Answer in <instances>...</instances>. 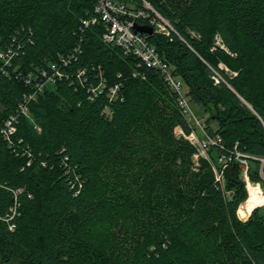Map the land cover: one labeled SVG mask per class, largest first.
<instances>
[{"label": "trees", "instance_id": "1", "mask_svg": "<svg viewBox=\"0 0 264 264\" xmlns=\"http://www.w3.org/2000/svg\"><path fill=\"white\" fill-rule=\"evenodd\" d=\"M123 1H147L172 24L149 41L202 108L209 158L195 160L193 126L161 73L104 42V24L80 28L97 0H0V50L16 35L17 61L41 67L81 44L70 72L122 83L112 102L90 100L77 77L51 84L13 146L0 132V264H264V214H238L242 167L230 163L222 181L214 169L239 151L264 184V0ZM28 90L0 73V128Z\"/></svg>", "mask_w": 264, "mask_h": 264}, {"label": "built area", "instance_id": "2", "mask_svg": "<svg viewBox=\"0 0 264 264\" xmlns=\"http://www.w3.org/2000/svg\"><path fill=\"white\" fill-rule=\"evenodd\" d=\"M144 22H140V21ZM98 23L104 24L105 30L102 36L104 42L121 47L126 54H131L139 59L138 66H146L158 70L164 81L168 84L170 89L177 95L178 104L181 111L185 115L187 121L194 128H203L204 118L198 117L194 108L187 96V85L184 80L173 73L172 67L159 54L156 47L150 43L148 33L141 32L139 26H150L153 28L154 34L159 33L170 37L172 35V24L160 12H158L149 2L144 1V7H136L123 0H97L93 12L86 18L81 20V29L88 28L91 25ZM24 31V29H22ZM19 34V33H17ZM30 31L25 35H32ZM28 42L32 41L31 37H27ZM12 43L0 50V73L9 78L24 82L29 86V90L24 92L21 100L18 102L15 113L10 114L0 128L3 140L9 145L13 146V135L15 134L17 124L21 116L31 117V104L37 100L38 96L45 91V89L57 82L68 81L71 85L75 84L72 81L73 77L79 79V84L86 89L89 99L94 101L102 95H106L109 101H114L120 97L121 82L109 84L107 79L103 76L102 71L98 73L100 81L97 84H90L87 82V69H77L73 72L69 71L72 62L78 59L79 53L82 52L81 44H78L69 54H58L56 61L49 63L47 66L32 67L24 66L17 61L19 49L23 48L20 45L18 36L14 35ZM220 44V38L218 39ZM138 72H134L137 76ZM215 82L220 81V76H214ZM77 87H78V83ZM104 112L110 113V107L107 105ZM178 134H183L182 128L178 126ZM187 135V138L194 144L196 140L194 134ZM216 140L206 136V140L200 143L203 151L209 145L215 143ZM203 156V155H202ZM199 157V151L196 154L195 160ZM232 162L238 163L242 167L243 178L249 179L248 166L249 158L239 151L231 152L229 154H222L218 157L216 165L214 166L217 180H223V170ZM30 164V162L28 163ZM247 175V176H245ZM247 182V181H246ZM247 185V183H246ZM20 192L17 190L15 196ZM15 199V206L10 208L9 219H12L18 214L19 202ZM14 227V224L11 225Z\"/></svg>", "mask_w": 264, "mask_h": 264}, {"label": "rangeland", "instance_id": "3", "mask_svg": "<svg viewBox=\"0 0 264 264\" xmlns=\"http://www.w3.org/2000/svg\"><path fill=\"white\" fill-rule=\"evenodd\" d=\"M193 108L198 117H203L204 113H203L202 108H200L197 105H193ZM178 131L179 129H176V133ZM192 133L194 134L196 138V140H194L193 142L199 151V155H203L209 158L208 150L210 149L211 146L209 145V147L205 151H203L200 146V143H202L203 140H206L207 134L205 132V129L197 127V128H194ZM250 167H251V163L249 162L248 171ZM243 174L244 172H242V176ZM246 181H247L246 183H247V189H248V198L246 199L245 202L241 204L239 211H238V214L240 218L242 219L248 218L252 210L255 209L256 207H259L260 212L264 214V184L253 181L255 183H259L258 186H254L249 179H246Z\"/></svg>", "mask_w": 264, "mask_h": 264}, {"label": "water", "instance_id": "4", "mask_svg": "<svg viewBox=\"0 0 264 264\" xmlns=\"http://www.w3.org/2000/svg\"><path fill=\"white\" fill-rule=\"evenodd\" d=\"M138 29H139L141 32L148 33L150 36L154 35L153 28L150 27V26H147V25L139 26ZM246 219H247V218H246Z\"/></svg>", "mask_w": 264, "mask_h": 264}]
</instances>
